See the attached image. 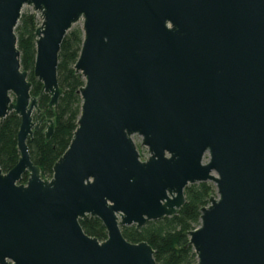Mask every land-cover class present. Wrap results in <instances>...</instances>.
<instances>
[{
  "label": "water",
  "instance_id": "95a60500",
  "mask_svg": "<svg viewBox=\"0 0 264 264\" xmlns=\"http://www.w3.org/2000/svg\"><path fill=\"white\" fill-rule=\"evenodd\" d=\"M24 6L41 20L33 76L48 110L62 42L79 23L83 35L77 128L50 179L27 145L53 121L21 69ZM10 113L19 158L0 168V264H156L121 228L175 216L200 183L216 196L186 233L195 264H264V0H0V122Z\"/></svg>",
  "mask_w": 264,
  "mask_h": 264
},
{
  "label": "trees",
  "instance_id": "16d2710c",
  "mask_svg": "<svg viewBox=\"0 0 264 264\" xmlns=\"http://www.w3.org/2000/svg\"><path fill=\"white\" fill-rule=\"evenodd\" d=\"M37 23L33 14H22L15 29L17 47L20 52L21 69L28 73L32 84L31 95L39 98V108L47 119L53 121V135L47 140L44 122L31 141L27 142L30 160L38 166L43 179L52 177V168L68 149L73 133L77 128L81 99L78 91L84 85L81 75L76 73L74 65L78 59L82 32L80 28L71 29L65 36L59 53L57 77L63 90L58 105L48 110L49 97L40 96L42 84L33 76L36 55L35 30ZM20 119L10 113L0 122V168L4 173L10 171L18 162L17 133ZM27 175L21 180L24 182ZM214 188L210 183L188 186L184 191L185 203L178 213L160 221L148 222L136 230L134 226L123 227V237L131 243H148L154 250L156 264H195L196 255L186 233L195 230L199 225L200 210L209 202ZM86 235L103 242L107 238L106 230L97 218L86 217L80 221Z\"/></svg>",
  "mask_w": 264,
  "mask_h": 264
},
{
  "label": "rangeland",
  "instance_id": "374dc122",
  "mask_svg": "<svg viewBox=\"0 0 264 264\" xmlns=\"http://www.w3.org/2000/svg\"><path fill=\"white\" fill-rule=\"evenodd\" d=\"M22 14H33L34 15V18H35V20H36V23H37V26H39L40 24H41V20H40V18L38 17V16H36V14L32 11V9L30 8V7H28V6H24L23 8H22ZM73 28H80V24H77V25H75ZM72 28V29H73ZM46 130H44V132H45ZM212 186H213V188H214V191H213V193L210 195V196H216V192H215V187H214V185L213 184H211Z\"/></svg>",
  "mask_w": 264,
  "mask_h": 264
},
{
  "label": "bare ground",
  "instance_id": "6f19581e",
  "mask_svg": "<svg viewBox=\"0 0 264 264\" xmlns=\"http://www.w3.org/2000/svg\"><path fill=\"white\" fill-rule=\"evenodd\" d=\"M79 24H81V23H79Z\"/></svg>",
  "mask_w": 264,
  "mask_h": 264
}]
</instances>
